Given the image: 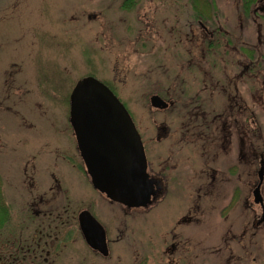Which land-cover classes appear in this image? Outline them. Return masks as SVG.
I'll return each mask as SVG.
<instances>
[{
  "label": "rangeland",
  "instance_id": "374dc122",
  "mask_svg": "<svg viewBox=\"0 0 264 264\" xmlns=\"http://www.w3.org/2000/svg\"><path fill=\"white\" fill-rule=\"evenodd\" d=\"M123 2L0 0V181L2 207L9 219L0 232L6 233L10 226L12 233H19L30 224L39 194H49L53 186L52 174L76 198L92 195L77 169L80 156L67 127L70 92L76 80L92 74L112 85L126 104L155 171L167 172L161 163L170 151L175 154L167 172L170 189L148 210L126 211L100 198L98 216L105 226L111 230L120 223L113 232L122 239L114 245V255L120 252L124 264L130 263L133 253L142 257L151 252L152 264H171L172 259L174 264L179 260L180 264H263L264 223L255 225L262 208L253 204L252 191L264 152V64L260 75L249 81L250 152L244 160L233 152L211 161L221 145L208 135L199 140L201 119L184 118L179 106L161 110L150 104L152 93L163 94L168 88L179 93L182 87L173 86L175 82L165 85L163 79L174 78L176 64L188 59L189 50L175 61L169 57L177 49L165 54V46L186 42L191 35L186 25L197 30L198 19L209 27L219 24L228 32L242 33L235 9L245 0H135L130 8H121ZM200 2L203 18H193ZM261 6L264 0L253 5ZM257 15L249 18V31L242 34V43L250 44L251 58L264 57L258 44L264 18ZM197 89L194 81H186L184 98H194ZM184 121L191 122L190 127H184ZM164 122L172 128L171 135L158 139L157 126ZM209 167L225 176L230 172V186L224 180L217 189L210 188ZM261 190L264 197V181ZM186 216L192 220H184ZM178 239L183 248L167 253ZM71 249L75 248L67 252ZM76 250L87 263L97 262L84 247Z\"/></svg>",
  "mask_w": 264,
  "mask_h": 264
},
{
  "label": "flooded vegetation",
  "instance_id": "af4514ba",
  "mask_svg": "<svg viewBox=\"0 0 264 264\" xmlns=\"http://www.w3.org/2000/svg\"><path fill=\"white\" fill-rule=\"evenodd\" d=\"M256 1L259 2L261 0H252L251 2L245 0L242 6L235 9L238 18L242 21L240 25L242 33L240 34H236L234 31L228 32L219 24L209 27L201 19H198L199 25L197 30L189 24L186 25L187 28L191 29V31H189L190 29L186 31L188 34H191L190 37L188 36L189 38L186 42L177 40L173 42V46L171 42H166L168 45L164 48L165 54L172 48L177 49V53L169 57L170 60H179L181 58V52L186 53L185 49L186 51L189 50L187 52L188 59L182 60V62L179 60V65L176 64L174 78L171 79L170 77V79H167L164 77L163 79V84L165 85L169 82H175L173 86L176 87L177 85L182 87L179 93L168 88L163 94L159 92L151 94H158L168 102V105L161 110H173V108L175 109V107L179 106L184 118H192L194 122L198 118L201 119L200 126H197V129L200 131V134L197 131L199 140L201 135H208L213 138L212 140L215 143L219 141L221 145L220 150L218 148L219 146H217L218 149H215L211 161L218 160L222 154L228 155L233 152L238 156V159L244 160L250 152V146H248V121L250 113V105L248 102L250 91L249 81L260 75L261 66L264 64V57L259 53L260 56L251 58L250 44L247 41L242 43V34L249 31V18L251 16L256 17L255 15L258 13L257 17L264 18V6L253 7ZM204 6L207 7L206 4ZM212 6L211 4L210 8ZM202 7L203 5L200 2L194 8L193 18H203L202 13L204 10ZM213 12L211 11L210 13L213 14ZM261 29V26L257 25V33H261ZM181 44L184 46L181 47ZM258 44L264 48V35L258 36ZM194 53L197 57L194 56ZM205 64L209 67L206 68ZM171 68L173 70V67ZM188 80L194 81L198 86L194 98L190 100L184 98L186 97L185 83ZM110 87L112 88V86ZM262 88L264 89V81ZM112 89L114 90V88ZM192 104L195 105L192 106ZM163 124L164 128L161 129L163 137L161 139H167L171 135L172 128L165 122ZM190 125L191 122L188 124L184 121L183 123L184 127H190ZM68 126L73 136L74 131L70 122L67 123ZM159 129L160 126L158 125V134ZM73 140L74 152L75 150L76 153L78 151L77 154L80 156L79 161L81 167L78 165L77 169L81 171L82 176L88 181L90 185V190H88L92 191V195L88 198L83 196L84 199L80 196L76 198L67 188L61 186L59 177L52 174L54 183L48 190L49 194L45 191L39 194V202H36L38 206L32 202V205L37 207L35 208L36 217L32 220L30 217V224L26 227L24 226L19 233H12L10 226L7 229L8 233L0 232V264H89L87 263L85 255H77L76 249L78 247H84L90 253L89 255L92 260H97L96 263L91 264H107L108 262H112V264H124L122 254L118 252L114 255L115 251L113 249L114 245L122 240L120 238L121 234L113 233L118 227L120 228V223L109 230L98 216V202L100 198H103L109 202L118 203L126 211L148 210L151 206L148 208L139 207L129 209L123 204L108 198L105 193L96 188L93 185L86 164L80 155L76 137L75 139L73 137ZM174 155L170 151L166 156V162L161 163L163 169L167 170V172L172 167L170 165L173 164L171 161H174ZM259 157V161L261 162L262 157H264L263 151ZM147 159L150 175L161 180L160 184L164 189V193L167 194L170 189L169 174L163 171H155L153 166H151L150 159L148 157ZM209 170L212 171L211 182L209 183L210 188L217 189L224 180L230 186L232 182L229 180L230 172L228 176L227 174L225 176L222 172L219 173L217 169L212 170L210 167L206 168L207 173ZM223 175L226 178H223ZM171 178H175V176H171ZM257 184H255L254 189ZM60 193L64 194L63 197H60ZM253 204L257 203L253 202ZM261 216H256L255 225L264 223V221L261 222ZM183 219L188 220V222L192 220L191 216H186ZM30 228L33 229L29 232ZM124 235L125 233L123 237ZM180 243V239L177 241L173 240L166 248V252H175L183 246ZM70 248L75 249H71V252L68 253L67 249ZM152 254L151 252L141 257L139 254L133 253L129 264H152ZM170 262L174 264L173 259ZM178 264H180V260Z\"/></svg>",
  "mask_w": 264,
  "mask_h": 264
},
{
  "label": "water",
  "instance_id": "95a60500",
  "mask_svg": "<svg viewBox=\"0 0 264 264\" xmlns=\"http://www.w3.org/2000/svg\"><path fill=\"white\" fill-rule=\"evenodd\" d=\"M150 103L156 108L168 105L157 94L150 97ZM69 120L93 185L110 199L128 208L148 207L164 194L161 180L147 170L144 144L131 114L103 81L88 75L76 82L70 94ZM162 135L160 131L158 137ZM258 176L253 193L255 202L264 207L263 158Z\"/></svg>",
  "mask_w": 264,
  "mask_h": 264
},
{
  "label": "trees",
  "instance_id": "16d2710c",
  "mask_svg": "<svg viewBox=\"0 0 264 264\" xmlns=\"http://www.w3.org/2000/svg\"><path fill=\"white\" fill-rule=\"evenodd\" d=\"M131 1V2H130ZM252 0H250L251 2ZM135 2V0H124L123 4H121V8H130L131 5H134L133 3ZM109 86H112L110 85L107 81H105ZM1 196H2V191H1V181H0V231L3 227H5L7 225V223L9 222L6 215L7 214V210H4L3 209V205H2V202H1ZM264 264V263H263Z\"/></svg>",
  "mask_w": 264,
  "mask_h": 264
}]
</instances>
